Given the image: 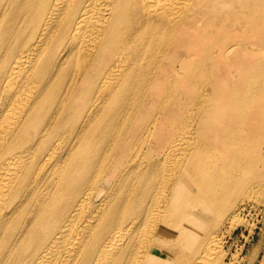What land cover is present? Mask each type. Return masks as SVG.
Here are the masks:
<instances>
[{
  "label": "bare ground",
  "instance_id": "obj_1",
  "mask_svg": "<svg viewBox=\"0 0 264 264\" xmlns=\"http://www.w3.org/2000/svg\"><path fill=\"white\" fill-rule=\"evenodd\" d=\"M235 9L0 0V264H229L211 207L223 216L260 165L231 152L203 179L209 146L187 137L200 118L187 119V88L169 89L228 61L227 27L253 24L252 0ZM235 104L244 126L250 107Z\"/></svg>",
  "mask_w": 264,
  "mask_h": 264
},
{
  "label": "rangeland",
  "instance_id": "obj_2",
  "mask_svg": "<svg viewBox=\"0 0 264 264\" xmlns=\"http://www.w3.org/2000/svg\"><path fill=\"white\" fill-rule=\"evenodd\" d=\"M233 1L237 7L234 11L242 18L240 0ZM252 3L253 24L250 27L246 24L227 27L235 38L227 46L228 50L234 51L228 61L208 64L204 69L196 64L193 68L198 72L194 77L188 74L181 76L169 89V92L177 94L187 88V119L200 118L199 126L187 125V137L191 139L197 133L199 140L203 139L205 146H209L208 151L204 149L201 153L206 162L202 170L212 171L201 173L203 179L212 180L218 176L214 165L207 162H224L231 152L248 156L251 163L260 165V181L249 183V193L227 196L222 204L227 202L229 209L223 216L218 214L220 209L216 199L214 207H211V220L218 217L221 223L217 237L223 242L224 259L229 264H259L264 256V88L255 91L257 86H264V2L252 0ZM237 99L242 101V107H250L248 123L244 126L232 123L240 122L236 118ZM137 100L138 97L134 96L133 101ZM159 106L153 109V114L158 112ZM249 134L252 137L246 140ZM244 175V172L238 175V183L246 190L242 183ZM235 218L242 220L234 223Z\"/></svg>",
  "mask_w": 264,
  "mask_h": 264
}]
</instances>
